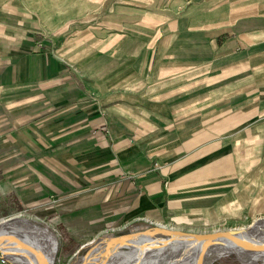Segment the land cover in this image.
<instances>
[{
	"label": "crops",
	"instance_id": "0c3cea01",
	"mask_svg": "<svg viewBox=\"0 0 264 264\" xmlns=\"http://www.w3.org/2000/svg\"><path fill=\"white\" fill-rule=\"evenodd\" d=\"M176 2L97 33L73 0H0V205L71 239L264 211V0Z\"/></svg>",
	"mask_w": 264,
	"mask_h": 264
},
{
	"label": "rangeland",
	"instance_id": "374dc122",
	"mask_svg": "<svg viewBox=\"0 0 264 264\" xmlns=\"http://www.w3.org/2000/svg\"><path fill=\"white\" fill-rule=\"evenodd\" d=\"M169 2L170 6H174V8L181 6L180 3L176 2V0H73V27L83 28L93 26L94 30L97 33H100L102 29L100 26L103 22H105V17L109 14L110 21L112 25H116L113 21L123 20L131 26L135 21H139V18L142 19H149L152 18L153 11L163 12ZM164 13V12H163ZM251 130H249L251 137H258L260 139L259 142L251 141L250 142V149L253 151L254 149L261 148L263 150L262 154L264 155V128L261 130L258 129L257 126H251ZM260 137H259V136ZM230 145L233 144L231 140H229ZM237 147H233L236 152ZM235 155L231 157L230 161L232 165L229 168L230 175H232V171L234 172L233 176H229V182H235L237 179V172L239 170V174L241 173V169L239 167V163L241 158H235ZM264 161V159H263ZM237 165L234 169V166ZM239 167V168H238ZM256 167V165H255ZM256 168H252L250 166V171H254ZM254 177L257 178L258 174L256 171L253 173ZM15 217H25L29 220L40 224L42 227H46L48 230L53 232L55 238L57 240V248L55 254V261L54 264H73L75 261L76 255L81 253H85L87 248L89 247L86 245L87 242L93 240L97 237H108L114 235H123L127 236L128 233H132L137 230H144V229H151L153 227H159L160 225H153L148 223H141L135 224L130 223L123 226H116L112 228H102L96 229L91 231L85 236L79 237L77 239H73L75 244L73 245V249L69 252H63L61 250L62 241L65 243L64 239V229L60 226L55 224L53 221H50V217H43L38 213L36 210L31 209L29 207H24L20 209H10L8 205L1 204L0 205V223L6 220H12ZM264 217V211L262 210L261 213L255 212L252 209L246 212V210L242 211L239 215L235 217H229L227 220L218 221V222H183V223H171L166 222L161 225L168 227L169 229H178L183 232H210L213 230H222V229H232V228H239L248 225L253 220ZM22 234V233H21ZM63 236V238H62ZM34 243V242H33ZM35 244V243H34ZM86 245V246H85ZM231 253L223 254L219 256L210 255L209 263L214 262H226L225 264H264L262 259H258L251 263L244 262V259L239 258L237 255L230 256ZM243 254H241L242 256ZM240 256V257H241ZM0 259H3L0 257ZM6 259V258H5ZM159 261V260H158ZM163 261V260H162ZM161 261V262H162ZM242 261V262H240ZM169 263V259L166 258L162 264ZM6 264H19L14 261H10L6 259ZM155 264H161L155 261Z\"/></svg>",
	"mask_w": 264,
	"mask_h": 264
},
{
	"label": "bare ground",
	"instance_id": "6f19581e",
	"mask_svg": "<svg viewBox=\"0 0 264 264\" xmlns=\"http://www.w3.org/2000/svg\"><path fill=\"white\" fill-rule=\"evenodd\" d=\"M2 229L12 231L11 237L17 239L7 250L15 254L16 263L27 257L33 258L37 263L46 264L56 251L57 240L53 232L28 218L15 217L3 221L0 223V230ZM180 231L160 225L151 229L137 230L128 233L127 236L97 237L86 243L89 246L87 251L76 255L73 264H155V261L162 264L166 258L169 259L167 264H170L175 250L184 238ZM231 251H233L231 246L211 244L205 253L207 263L210 262V255L219 256ZM237 256L249 263L258 259L264 261V243ZM3 260L6 261L5 258Z\"/></svg>",
	"mask_w": 264,
	"mask_h": 264
},
{
	"label": "water",
	"instance_id": "95a60500",
	"mask_svg": "<svg viewBox=\"0 0 264 264\" xmlns=\"http://www.w3.org/2000/svg\"><path fill=\"white\" fill-rule=\"evenodd\" d=\"M179 233L184 235V238L175 250L173 260L170 264H225V261L207 263V256H205L207 248L214 243L231 246L233 251H231L230 256H235L259 247L264 243V217H259L248 225L239 228L220 229L201 233L180 231ZM12 234V231L0 230V257L15 261V254L7 251L9 245L17 241V239L11 237ZM55 254L56 252L46 264H54ZM191 259H193L192 263ZM18 263L40 264L33 258L27 257L19 260Z\"/></svg>",
	"mask_w": 264,
	"mask_h": 264
},
{
	"label": "trees",
	"instance_id": "16d2710c",
	"mask_svg": "<svg viewBox=\"0 0 264 264\" xmlns=\"http://www.w3.org/2000/svg\"><path fill=\"white\" fill-rule=\"evenodd\" d=\"M64 239H65V243L61 246V250L63 252H69L73 249V245L75 244V241L66 235L64 236Z\"/></svg>",
	"mask_w": 264,
	"mask_h": 264
},
{
	"label": "built area",
	"instance_id": "2783aa9c",
	"mask_svg": "<svg viewBox=\"0 0 264 264\" xmlns=\"http://www.w3.org/2000/svg\"><path fill=\"white\" fill-rule=\"evenodd\" d=\"M0 264H6V261L3 259H0Z\"/></svg>",
	"mask_w": 264,
	"mask_h": 264
}]
</instances>
